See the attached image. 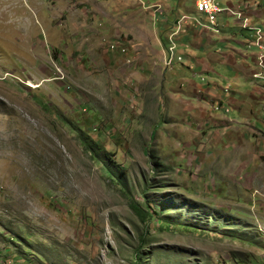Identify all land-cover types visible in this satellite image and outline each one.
<instances>
[{
    "label": "rangeland",
    "instance_id": "rangeland-1",
    "mask_svg": "<svg viewBox=\"0 0 264 264\" xmlns=\"http://www.w3.org/2000/svg\"><path fill=\"white\" fill-rule=\"evenodd\" d=\"M198 1L0 0V264H264L262 1Z\"/></svg>",
    "mask_w": 264,
    "mask_h": 264
},
{
    "label": "crops",
    "instance_id": "crops-1",
    "mask_svg": "<svg viewBox=\"0 0 264 264\" xmlns=\"http://www.w3.org/2000/svg\"><path fill=\"white\" fill-rule=\"evenodd\" d=\"M230 1H231V3L233 4H229L230 3ZM240 1V0H239ZM259 2L260 1H262L261 3H262V5L260 6V4H258V3H254V5H255V8L251 11V15H249V16H246L248 19L247 20H249V22L250 23H252V25L253 26H256V27H259V28H261L262 29V31L264 32V0H258ZM237 2H238V0H226V2L224 3V8H232V7H230V6H233V7H235V8H237L236 10H239L241 7L239 6V5H236L237 4ZM262 6H263V8H262ZM239 7V8H238ZM235 10V11H236ZM237 12V11H236ZM200 13V12H199ZM201 14V13H200ZM193 15H194V12H193ZM196 15V14H195ZM194 15V16H195ZM201 15H204V14H201ZM205 17H206V15H204ZM222 17H223V20H226L227 19V17H232V16H227V15H221ZM196 17V16H195ZM219 18L217 17V19H216V25H217V21H219L218 20ZM220 19H222V18H220ZM219 24V23H218ZM226 24L227 23H222V24H219V26H220V28L218 29V33L217 34H221V33H223V36L221 37V43H223V44H226V47L225 48H227V46H229L230 47V49H231V46L234 48V49H236V47L235 46H233V43L234 42H237L236 40H235V37L233 36V34H234V30H235V26H236V21L234 20V23L233 24H229V25H231L232 27H234L232 30H229V31H226ZM227 32H230V33H227ZM243 33V37H245V36H247V33L246 32H242ZM254 37H255V39H256V34L255 33H253L252 34ZM252 48V51H257V50H259V49H257V48H254V47H251ZM225 53L226 52H224V54L222 53V56H223V58L224 59H226L227 58V56H224L225 55ZM221 56V57H222ZM225 61V60H224ZM204 66V65H203ZM252 66H254V64L252 63Z\"/></svg>",
    "mask_w": 264,
    "mask_h": 264
},
{
    "label": "built area",
    "instance_id": "built-area-1",
    "mask_svg": "<svg viewBox=\"0 0 264 264\" xmlns=\"http://www.w3.org/2000/svg\"><path fill=\"white\" fill-rule=\"evenodd\" d=\"M197 10L201 14L206 15L209 22L213 25H216V19H217L218 15L221 13H225L227 16H232V17L237 16L238 18H239V16L241 17L240 12H235V11L231 10L230 8H223L220 6L219 3L215 2L214 0H199L197 3ZM243 26L246 27V24H244ZM255 33H256L257 37H256L255 42L253 44H255L260 49L264 50V45L261 44V42H260L263 38L262 34H261V30L256 29ZM172 51L173 50L171 49V52ZM174 58H175V56H174Z\"/></svg>",
    "mask_w": 264,
    "mask_h": 264
},
{
    "label": "trees",
    "instance_id": "trees-1",
    "mask_svg": "<svg viewBox=\"0 0 264 264\" xmlns=\"http://www.w3.org/2000/svg\"><path fill=\"white\" fill-rule=\"evenodd\" d=\"M87 147L89 148V150L91 152L96 154V151L94 150V147L92 145H87ZM144 197H145V200L148 198V196L146 194L144 195ZM134 210L140 216H145L146 215V213L143 210L139 209L138 207H134ZM150 218L155 219L154 215H150Z\"/></svg>",
    "mask_w": 264,
    "mask_h": 264
}]
</instances>
